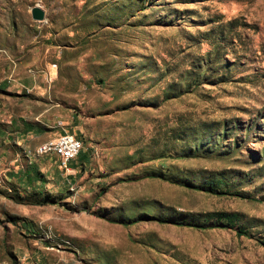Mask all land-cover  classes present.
<instances>
[{"label": "rangeland", "instance_id": "rangeland-1", "mask_svg": "<svg viewBox=\"0 0 264 264\" xmlns=\"http://www.w3.org/2000/svg\"><path fill=\"white\" fill-rule=\"evenodd\" d=\"M0 264H264V0H0Z\"/></svg>", "mask_w": 264, "mask_h": 264}, {"label": "trees", "instance_id": "trees-1", "mask_svg": "<svg viewBox=\"0 0 264 264\" xmlns=\"http://www.w3.org/2000/svg\"><path fill=\"white\" fill-rule=\"evenodd\" d=\"M195 150V149H194ZM146 176H154V175H146ZM157 176V175H156ZM158 177V176H157ZM183 187H188L196 190L205 191L211 194H230V191H228L227 183L221 176H215L214 178H211L206 185H194L190 181H182L178 182ZM224 188V189H223ZM233 194V193H232ZM46 197L43 199L45 200ZM210 217H214L215 223L209 225V227H215V228H222L227 227L231 228L234 225V221L237 218V213L235 212H224V211H214L209 213ZM135 221V220H133ZM169 222V221H167ZM176 224L179 225H185L189 227H196V228H203L204 226L198 225V224H183L182 222L177 221ZM235 233L237 235H243V236H249L246 230L242 229L241 227L237 226L235 228Z\"/></svg>", "mask_w": 264, "mask_h": 264}, {"label": "built area", "instance_id": "built-area-1", "mask_svg": "<svg viewBox=\"0 0 264 264\" xmlns=\"http://www.w3.org/2000/svg\"><path fill=\"white\" fill-rule=\"evenodd\" d=\"M80 148V140L75 135L62 131L60 140L56 143H51L47 147L37 148V152H50L58 160L59 167L67 170V162L78 154Z\"/></svg>", "mask_w": 264, "mask_h": 264}, {"label": "crops", "instance_id": "crops-1", "mask_svg": "<svg viewBox=\"0 0 264 264\" xmlns=\"http://www.w3.org/2000/svg\"><path fill=\"white\" fill-rule=\"evenodd\" d=\"M18 86H20V87H32V84H31V82H29V83H24V82H22V80H20L19 82H18ZM20 87H18V88H20ZM59 123H60V121L58 120V121H56V123H55V125L57 126H59ZM54 125V126H55ZM60 131V132H59ZM62 131H65V129L63 128V127H59L58 128V130H57V133L55 134V135H53V136H51V137H48V138H44L43 137V133H44V131L43 132H41L40 133V129H39V127H38V125H36V126H34L33 127V125H30V126H25V127H23L22 129H18V137H23V134L24 133H32V134H27V135H31L30 137H32V138H40V142L37 144V145H39L40 143H42V142H44V141H46V140H50L51 138H53V137H57V135L58 134H60ZM25 135V137H27L26 136V134H24ZM36 145V146H37ZM36 148V147H35ZM42 155H46V156H49V155H47V154H42ZM52 156V155H51ZM71 169V168H70Z\"/></svg>", "mask_w": 264, "mask_h": 264}, {"label": "water", "instance_id": "water-1", "mask_svg": "<svg viewBox=\"0 0 264 264\" xmlns=\"http://www.w3.org/2000/svg\"><path fill=\"white\" fill-rule=\"evenodd\" d=\"M30 17L33 20L40 21L44 18V10L40 8L38 5H33L30 8Z\"/></svg>", "mask_w": 264, "mask_h": 264}, {"label": "bare ground", "instance_id": "bare-ground-1", "mask_svg": "<svg viewBox=\"0 0 264 264\" xmlns=\"http://www.w3.org/2000/svg\"><path fill=\"white\" fill-rule=\"evenodd\" d=\"M60 138H61V134H60L58 137H56V139H54V140H50V141L44 142V143L40 146V148L47 147V146L50 145L51 143H56L58 140H60ZM48 153H49V152H48Z\"/></svg>", "mask_w": 264, "mask_h": 264}]
</instances>
